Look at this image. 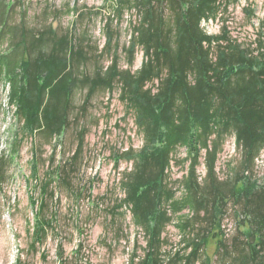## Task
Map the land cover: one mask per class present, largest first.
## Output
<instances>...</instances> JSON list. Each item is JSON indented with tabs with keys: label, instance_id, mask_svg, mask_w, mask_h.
<instances>
[{
	"label": "trees",
	"instance_id": "1",
	"mask_svg": "<svg viewBox=\"0 0 264 264\" xmlns=\"http://www.w3.org/2000/svg\"><path fill=\"white\" fill-rule=\"evenodd\" d=\"M119 1L118 18L125 3L139 17L125 47L126 69L120 66L117 45L109 65L99 59L112 51L115 30L108 31L106 46L99 49L69 28L62 31L47 23L28 27L23 19L12 25L10 8L0 1V76L6 78L8 104L15 108L13 116L20 126L12 152L18 154L26 136H41L49 144L63 136L79 87L86 90L79 105L84 112L98 90L118 88L142 139L140 149L130 145L115 153V166L122 160L132 164L123 172L122 204L150 238L143 264H165L161 234L176 215L185 250L190 251L175 253L168 264H212L206 252L210 238H218L220 264L264 261V184L249 174L264 148L262 35L255 54L250 46L231 40L226 27L222 34L203 27L204 21L216 19L239 0ZM7 34L12 38L1 52ZM138 49L144 57L133 71ZM231 136L242 159L222 178L217 164ZM180 148L187 151L182 160L175 155ZM78 156L79 152L74 159ZM175 164L186 168L176 179L184 189L181 197L171 177ZM201 165L206 171L203 178L198 173ZM231 202L238 206L234 210L238 224L247 231L229 239L221 223ZM44 208L42 201L38 228L43 226ZM185 210L189 215L182 214Z\"/></svg>",
	"mask_w": 264,
	"mask_h": 264
},
{
	"label": "rangeland",
	"instance_id": "2",
	"mask_svg": "<svg viewBox=\"0 0 264 264\" xmlns=\"http://www.w3.org/2000/svg\"><path fill=\"white\" fill-rule=\"evenodd\" d=\"M0 1L10 8L12 25L23 19L28 27L47 23L62 31L69 28L78 37L85 35L86 44L99 49L106 46L108 31L115 30L112 51L99 59L109 65L117 45L120 66L129 67L125 47L130 45L132 27L139 21L130 4L125 3L123 15L118 18L119 0ZM69 7L73 11L68 12ZM247 9L254 11L253 16ZM203 27L211 34H222L226 27L231 40L250 46L257 54L261 35L264 39V0H239L216 19L204 21ZM11 38L5 35L1 52L7 50ZM143 54L137 50L133 71L140 68ZM5 79L0 76V159H4L0 165V264H143L150 238L145 228L134 223L129 207L122 204L123 172L132 164L122 160L118 168L115 166V153L130 145L140 149L142 139L133 115L126 112L120 90H98L84 112L79 105L85 101L86 90L79 87L65 134L51 144L41 136H26L18 154H14L12 145L20 126L13 116L15 108L8 104ZM186 152L180 148L175 155L182 160ZM241 159L235 137L231 136L217 164L220 177L225 178ZM185 173L183 165L175 164L171 177L174 181ZM198 173L201 178L206 175L204 165L198 167ZM249 174L253 181L264 184V148ZM174 187L177 197H181L182 185L177 181ZM42 201L44 222L38 228V205ZM237 207L232 202L227 206L221 223L225 238L240 237L247 231L246 226L238 224L234 212ZM179 221L178 215L174 216L161 234L160 251L165 264L175 253L190 251L185 250L184 234L177 227ZM208 242L207 256L212 264H220L218 238ZM254 263L264 261L260 258Z\"/></svg>",
	"mask_w": 264,
	"mask_h": 264
}]
</instances>
